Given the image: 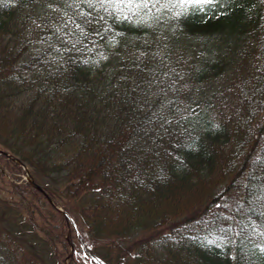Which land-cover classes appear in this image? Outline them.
Instances as JSON below:
<instances>
[{"label":"trees","instance_id":"1","mask_svg":"<svg viewBox=\"0 0 264 264\" xmlns=\"http://www.w3.org/2000/svg\"><path fill=\"white\" fill-rule=\"evenodd\" d=\"M177 11L0 0V149L69 214L0 154V264H264V0Z\"/></svg>","mask_w":264,"mask_h":264},{"label":"snow or ice","instance_id":"2","mask_svg":"<svg viewBox=\"0 0 264 264\" xmlns=\"http://www.w3.org/2000/svg\"><path fill=\"white\" fill-rule=\"evenodd\" d=\"M11 2V0H10ZM218 0H73V3L85 4L88 8L103 11L109 16H116L122 21L137 25H151L152 22L160 19L164 9L172 11L179 8L176 12L177 16L185 14L189 7H194L197 11H204L205 6H215ZM155 10V11H154ZM84 23H91L88 19L90 12H79ZM104 16H100L99 20H103ZM68 23H75L69 18ZM77 29H81V24H76ZM83 34V32H81ZM264 251V249H261Z\"/></svg>","mask_w":264,"mask_h":264},{"label":"rangeland","instance_id":"3","mask_svg":"<svg viewBox=\"0 0 264 264\" xmlns=\"http://www.w3.org/2000/svg\"><path fill=\"white\" fill-rule=\"evenodd\" d=\"M23 179H26V177H24L23 176ZM1 195H3V193L1 192ZM59 206V205H58ZM164 228V227H163ZM162 228V230H161V233H164L165 232V229H163ZM149 235H151L152 237H154V238H157L159 235H158V232L156 231V230H154V231H151V232H148V233H139L138 234V236H137V241L136 242H142V241H146V239H148L150 236ZM161 236V235H160ZM153 238V239H154ZM131 245H132V242H127L126 243V247H129V257H131L132 255L131 254H133V249L131 248ZM65 264H68V260L66 261V263Z\"/></svg>","mask_w":264,"mask_h":264},{"label":"water","instance_id":"4","mask_svg":"<svg viewBox=\"0 0 264 264\" xmlns=\"http://www.w3.org/2000/svg\"><path fill=\"white\" fill-rule=\"evenodd\" d=\"M0 153H3L2 151H0ZM8 156H10L9 154H7ZM19 161V160H18ZM20 162V161H19ZM21 163V162H20ZM22 164V163H21ZM27 171H28V169H27ZM28 173H29V171H28ZM31 181V183H32V185H34V187H36L37 189H39V190H41V188L34 182V180L33 179H31L30 180ZM59 210H61V209H59ZM63 213H66V212H64L63 210H61Z\"/></svg>","mask_w":264,"mask_h":264}]
</instances>
